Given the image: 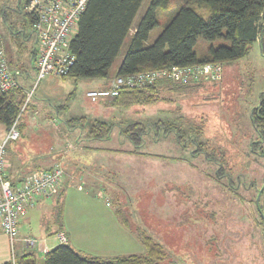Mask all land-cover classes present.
<instances>
[{"label": "rangeland", "instance_id": "obj_1", "mask_svg": "<svg viewBox=\"0 0 264 264\" xmlns=\"http://www.w3.org/2000/svg\"><path fill=\"white\" fill-rule=\"evenodd\" d=\"M24 1L0 0V35L8 59L32 76L26 84L30 97L20 121L30 122L32 107L46 108L47 121L27 125L16 140L22 159L58 157L63 167L73 171L64 159L61 139L68 118H99L113 125L110 138L89 137L86 127L69 130L73 132V158L86 146L112 148L99 155L110 156V167L118 172L100 174L110 184L109 191L100 186L92 195L73 193L67 187L70 205L58 211L66 243L81 255L109 260L145 253L137 237L141 230L165 248L167 257L160 264H264V224L257 207L264 197V139L250 120L264 91V32L261 47L256 41L244 58L221 64L222 77L215 83L205 82L187 91L162 89V98L153 105L121 108L109 104L97 110L98 101L86 92L94 83L108 86L114 79L133 29L107 77L73 80L47 74L36 81L27 59L35 49V36ZM148 2L141 3L133 26ZM183 2L168 0L166 9L157 10L158 24L150 30L148 43ZM205 43L200 39V45ZM48 81L55 83L47 85ZM158 118L176 125L166 134L163 127L149 129L139 146L121 132L130 122ZM36 247L37 241L29 249L35 251L37 264H43V253Z\"/></svg>", "mask_w": 264, "mask_h": 264}, {"label": "trees", "instance_id": "obj_2", "mask_svg": "<svg viewBox=\"0 0 264 264\" xmlns=\"http://www.w3.org/2000/svg\"><path fill=\"white\" fill-rule=\"evenodd\" d=\"M142 2L143 0H87L86 7L78 20L77 33L70 41V49L75 59L67 74L61 77L73 80L107 77L109 68L131 29L133 31L130 34L129 44L115 76L207 62L221 65L247 56L256 41L261 47L264 32V0H184L170 14L151 43H148L147 39L150 30L158 24L157 10L166 9L168 0H149L143 14L133 26V19ZM22 36L25 40V33ZM0 37L2 40L1 35ZM200 39L206 43L200 45ZM34 56L35 50L29 58L32 68ZM6 60L11 69L19 70L21 73L22 66L10 61L7 55ZM199 82L217 81L199 80L180 83L170 78H159L142 87H122L116 96L109 98V104L121 108L153 105L162 98L159 94L160 90L187 91L190 90L188 88L201 85ZM26 86V83L20 79L18 87L9 90L0 89V123L9 129L16 120L19 134L22 132L20 121L22 113L28 105L27 102L23 108ZM163 99L170 100L165 97ZM250 120L259 137L264 139V91L260 92L259 101L251 110ZM66 125L69 128L86 127L87 135L92 138L108 137L113 128V125L107 121L88 119L86 116L71 117L66 121ZM174 125L176 124L161 118L147 123L134 121L123 126L121 132L135 146H139L149 129L163 127L166 134ZM60 165L62 167L61 163ZM5 178H7L6 174ZM62 183L63 181L57 193ZM61 198L62 192L59 193V198L53 206V212L57 211L55 215L53 214V218L58 224L61 223L59 217L61 213L58 211L64 205ZM257 207L261 211L263 224L264 197L261 201H257ZM137 237L145 247L143 254L114 256L109 260H103L99 257L81 255L64 241L45 251L42 263L160 264L167 257L162 244L146 235L144 231L140 230ZM0 264H37V255L30 249L15 253L10 260Z\"/></svg>", "mask_w": 264, "mask_h": 264}, {"label": "built area", "instance_id": "obj_3", "mask_svg": "<svg viewBox=\"0 0 264 264\" xmlns=\"http://www.w3.org/2000/svg\"><path fill=\"white\" fill-rule=\"evenodd\" d=\"M87 4V0H25L24 8L30 16L35 36L36 81L47 74L66 75L75 56L70 49V41L78 29V20ZM219 63H198L185 66H172L166 69L118 75L111 80L106 89L88 90L86 95L95 101L100 97H114L122 87L137 88L155 82L159 78H170L173 81H218L222 76ZM20 71L9 67L5 50L0 37V89L9 90L20 85ZM30 93L26 92L23 105H26ZM19 136L16 120L8 129L5 139L0 143V231L5 233L11 243L16 239L18 222L25 211L32 206L38 197H49L57 193L63 181L64 171L60 163L50 169L35 170L27 173L18 184L5 178L6 143ZM60 242L66 237L57 233ZM26 247L34 248L36 240L23 238Z\"/></svg>", "mask_w": 264, "mask_h": 264}, {"label": "crops", "instance_id": "obj_4", "mask_svg": "<svg viewBox=\"0 0 264 264\" xmlns=\"http://www.w3.org/2000/svg\"><path fill=\"white\" fill-rule=\"evenodd\" d=\"M29 58L30 57L28 55L27 59ZM32 63L34 66L33 70L35 75L36 67L34 63V58ZM20 78H23V83L27 84L32 79V76L29 71L21 70ZM51 83L54 84L55 81H48L46 84L51 85ZM202 83L205 82H199V84ZM94 84L95 86L89 88L88 90L106 89L110 85V83L108 86L100 83ZM106 98L107 97H100L95 100L98 101V105L96 106L97 110H103L104 108L109 107V98L111 97L107 99ZM46 114V108L37 109L35 107H32V109L29 111L28 120L30 122L28 124H26V122H21L22 132H20L19 136L24 134L25 129H27V125L30 126L32 124V126H34V123L45 125L47 121L45 117ZM71 117L72 116H70L69 118ZM62 130L64 133V136H61L62 145L63 147H65L64 159H68V164L71 166L73 165V171L69 170V167H63V164L61 163V158L58 157L48 159H43L42 157H26L22 159V153L17 148L18 141L16 140L18 138L16 140H10L6 143L7 155L5 174L7 175V179L12 183V185L18 184L21 178L24 177L27 173L35 170L50 169L55 163L58 162L62 164V167L64 169V177L62 186L56 195L49 197H38L35 203L30 206L20 217L18 222L17 236L12 243L9 240V237L5 233L0 231V263L10 260L15 253H22L24 251L30 250L24 244L23 238L25 237L35 239L37 241L36 249L42 253L60 243L57 233L64 231L60 228V224H58L56 221H53V206L55 205L56 200L59 198V193L62 192L61 199L63 200V204L65 205L64 208L68 210L70 202L69 204L67 203L69 201L70 192H72L73 190H76L80 193L84 191V194L95 195L98 193L97 189H99L100 186L106 190L111 188L110 184L106 180H102V176L100 174L105 175L109 172L115 174L118 171L115 168L110 167V160H108L110 156H101L99 154H105L106 152H110V150L114 149H108L101 146H86L84 151L81 150L80 154L75 155L73 158V152H75L73 151V132L69 131L72 129L65 124V128L62 127ZM7 131L8 129L5 127V125L0 123V143L5 139ZM76 142L79 143L78 140H76ZM79 146H81L80 143L78 144L77 148H79ZM84 152H86V154L82 155ZM131 154L140 155L133 151ZM67 187L69 188L70 192H68Z\"/></svg>", "mask_w": 264, "mask_h": 264}, {"label": "water", "instance_id": "obj_5", "mask_svg": "<svg viewBox=\"0 0 264 264\" xmlns=\"http://www.w3.org/2000/svg\"><path fill=\"white\" fill-rule=\"evenodd\" d=\"M258 196H259V193H258ZM264 224V223H263ZM263 233H264V226H263Z\"/></svg>", "mask_w": 264, "mask_h": 264}, {"label": "bare ground", "instance_id": "obj_6", "mask_svg": "<svg viewBox=\"0 0 264 264\" xmlns=\"http://www.w3.org/2000/svg\"><path fill=\"white\" fill-rule=\"evenodd\" d=\"M5 156H6V151H5ZM27 248H29V247H27Z\"/></svg>", "mask_w": 264, "mask_h": 264}]
</instances>
